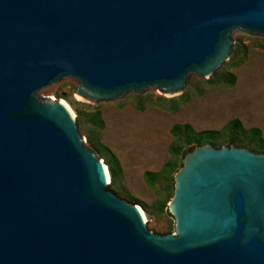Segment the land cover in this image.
<instances>
[{
  "label": "water",
  "instance_id": "obj_1",
  "mask_svg": "<svg viewBox=\"0 0 264 264\" xmlns=\"http://www.w3.org/2000/svg\"><path fill=\"white\" fill-rule=\"evenodd\" d=\"M235 31L264 37V0H0V264H264L263 153L196 146L156 234L63 100L37 96L65 78L93 103L179 96Z\"/></svg>",
  "mask_w": 264,
  "mask_h": 264
},
{
  "label": "rangeland",
  "instance_id": "obj_2",
  "mask_svg": "<svg viewBox=\"0 0 264 264\" xmlns=\"http://www.w3.org/2000/svg\"><path fill=\"white\" fill-rule=\"evenodd\" d=\"M232 38L233 53L224 66L208 80L191 74L179 96H164L149 88L145 93L93 103L77 96L78 81L70 78L37 94L40 99L66 102L86 146L105 164L111 157L118 160L121 175L109 190L140 206L148 228L156 234L175 232V220L168 210L174 181L164 176L151 188L144 175L148 171L158 174L173 161L177 163L175 171L181 168L182 157L175 159L170 153L176 145L174 126L190 125L195 132H224L237 119L245 130L260 129L264 139V37L235 31ZM230 75H235L236 81L229 87L223 81ZM94 113L100 115V126L92 121Z\"/></svg>",
  "mask_w": 264,
  "mask_h": 264
},
{
  "label": "trees",
  "instance_id": "obj_3",
  "mask_svg": "<svg viewBox=\"0 0 264 264\" xmlns=\"http://www.w3.org/2000/svg\"><path fill=\"white\" fill-rule=\"evenodd\" d=\"M235 81V75H230L223 82L230 87L235 84ZM138 108L140 110L143 109L140 104ZM92 121L100 126L101 121L99 113H94V115L92 116ZM174 127L175 128H173L172 130V135L176 140V145L170 148V153L173 157H175V159H177L178 157H182V159H184L185 155L191 152L196 146L204 145L207 143L213 145L214 147H221L224 144H226L228 147L236 145H247L248 147H250L249 149H251V151L255 153H264V139L262 138L260 129L245 130L243 129L241 122L237 119L233 120L226 127V129H224V132H195L193 130L194 128H192L190 125H176ZM93 146L95 145L93 144ZM106 164L107 166H109L108 169L111 176V184H113L121 175L119 162L115 157H111V159H109ZM176 166V161H173L169 163L166 168L158 174L149 171L146 172L144 178L147 185L153 188L156 184V181L164 176L168 180L174 181V176L172 175L178 172L175 171V168H177Z\"/></svg>",
  "mask_w": 264,
  "mask_h": 264
},
{
  "label": "bare ground",
  "instance_id": "obj_4",
  "mask_svg": "<svg viewBox=\"0 0 264 264\" xmlns=\"http://www.w3.org/2000/svg\"><path fill=\"white\" fill-rule=\"evenodd\" d=\"M50 87H52V86H50ZM48 88H49V87H48ZM150 89H152V88H150ZM154 89H155V88H154ZM43 90H44V89H43ZM63 103H64L65 105H67V107H69V109L71 110L70 106H69L66 102L63 101ZM71 112H72V114H73V111H72V110H71ZM73 115H74V114H73ZM108 179L110 180V177H108ZM142 214H143L144 219L146 220L143 211H142Z\"/></svg>",
  "mask_w": 264,
  "mask_h": 264
}]
</instances>
